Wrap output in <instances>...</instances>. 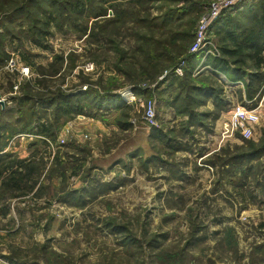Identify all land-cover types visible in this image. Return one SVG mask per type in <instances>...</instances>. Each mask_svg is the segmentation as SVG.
I'll list each match as a JSON object with an SVG mask.
<instances>
[{
	"label": "rangeland",
	"instance_id": "1",
	"mask_svg": "<svg viewBox=\"0 0 264 264\" xmlns=\"http://www.w3.org/2000/svg\"><path fill=\"white\" fill-rule=\"evenodd\" d=\"M11 1L0 0V8L10 12ZM174 1H120L118 22L110 6L97 19L74 15L68 7L74 26L67 21L60 31L52 25L46 47L33 49L28 24L22 18L6 22L0 12V32L7 29L15 40L5 52L9 59L18 54L31 68L28 82L62 57L55 66L59 74L45 89L71 96L84 87L118 94L132 87L135 95L139 89L142 103L155 102L159 126L149 129L142 103H134L106 116L90 112L60 121L54 140L29 132L12 138L0 153L9 157L0 163L43 161V170L31 193L5 189L8 175L0 176V264H264V156L245 173V165L224 166L250 147L237 139L219 147L209 136L216 106L226 110L225 117L235 102L201 98L197 105V97L189 111L201 118L192 122L187 104L175 108L174 95L169 97V73L188 55L209 3ZM182 4L185 14L163 22L165 11ZM155 65L156 79L144 82ZM200 79L227 91L216 78ZM19 82L24 83L17 73L0 71V101L10 110L16 108L10 94ZM257 105L261 120L252 140L263 143L264 92ZM18 117H1L0 126L18 129Z\"/></svg>",
	"mask_w": 264,
	"mask_h": 264
},
{
	"label": "trees",
	"instance_id": "2",
	"mask_svg": "<svg viewBox=\"0 0 264 264\" xmlns=\"http://www.w3.org/2000/svg\"><path fill=\"white\" fill-rule=\"evenodd\" d=\"M66 1L69 2L61 3L59 0H22L23 3L18 6L19 3L17 4L16 1L12 0L10 2L12 9H8L10 12L5 11L7 9H5L4 5L1 6L0 12L7 14L4 16L6 17V22H11L12 19L14 21L22 18L24 20L22 22L28 24L26 34L28 35L27 39L29 44L37 47H46L47 40L51 35L52 25L62 31L67 21L69 25L75 24L72 14L66 12L68 7L69 9H73L74 15L91 13L94 19H97L106 17V9L110 6V9L115 13L112 21L117 18L116 22L120 20L123 13L120 12V1L124 0ZM140 1L141 3L145 2V0ZM149 1L156 2L158 0ZM174 2L180 4L181 0H175ZM15 5L18 7L14 9L13 7ZM43 5L47 8L45 9ZM34 10L36 12L32 13ZM186 11L187 8H184L183 4L178 9L171 8L167 12L165 11L162 17L163 22H170L172 21L170 20L172 17L185 14ZM37 13L39 17L35 15L36 18H32V15ZM10 24L15 25V23ZM0 27H2V23H0ZM5 30V33L0 32V66H4L9 60V56L5 52L6 45H12L15 42L13 40L14 35L8 33L7 29ZM213 30L214 40L217 43L221 56L218 59H210L209 64L216 73L201 78L213 77L219 80L218 74L221 73L231 82H243L246 101L254 102L256 105L261 100L264 92V0H256L255 2L246 4L242 11L220 19ZM193 41L194 39L192 40V44ZM185 54L187 55V52ZM185 54L184 56L182 55V59L187 57ZM179 58L175 64L179 61ZM149 62L153 63V60ZM62 63L63 58L56 57L55 63L47 70L40 68L38 70L39 80L36 79L35 82L23 83L20 94L11 99L15 102L16 108L12 110L6 107L0 109V119L1 117L6 118L9 115L16 114L19 116L17 119L18 122L16 123L20 124L18 129L0 126V153H3L7 147V143L12 138H16L20 133L25 134L29 132L43 140H54L59 132L60 121L72 119L79 115H90V112H94L100 116H106V114L116 113L124 107H127L121 100L119 94L115 91L112 92V90H107L104 93L89 90L71 96L60 89H45V84L49 83L52 77L60 72V70L55 69V66L57 64L61 65ZM197 64L195 56L188 57V66L185 69L184 77L178 79L171 76L168 81L170 82L172 80L173 83H169L167 87V90L171 91L169 97H173L174 95L172 103L175 105V108H178L177 106H180L182 103L187 104L188 107L186 109H188L187 112L192 122L201 118L194 111H189L192 101H195L197 97L198 99L195 101L197 105L203 102L200 101L201 98H216L218 102L226 103V106L228 105V101H225L222 97L224 94L223 90L217 91V89L215 90L209 86H205L204 81L200 78H193L192 74ZM158 67L159 65H155L152 70L150 69L146 74L148 78H144L143 81H154L160 72ZM168 81L166 80V82ZM36 85L39 88L37 90L35 89ZM223 86L224 84H222ZM131 89L133 88L131 87ZM135 92L140 95L139 89ZM150 93V91L144 92L148 96L151 95ZM216 108V111L209 116V118L213 116L214 122L226 112V110L219 108V106H216ZM49 118H52V120L50 121ZM209 118L206 119L208 120ZM241 142L243 146L250 147V151L236 156L228 161V163L222 164L224 166L231 165L234 167L245 165L246 171L243 170L245 173L252 168L251 163L257 162L258 165L261 161L264 156V142L255 143L253 140H241ZM5 155H0V161L2 158L9 157ZM58 161L59 159H57ZM4 164L0 163V176L8 175L9 179L4 183L5 189L25 191V193H31L35 190L41 171L43 170V161H40V164L36 163V160L18 163L13 162L10 165ZM59 164L61 165L60 162ZM76 170L77 168H74V173H76Z\"/></svg>",
	"mask_w": 264,
	"mask_h": 264
},
{
	"label": "built area",
	"instance_id": "3",
	"mask_svg": "<svg viewBox=\"0 0 264 264\" xmlns=\"http://www.w3.org/2000/svg\"><path fill=\"white\" fill-rule=\"evenodd\" d=\"M256 0H209V3L205 6L201 18L198 22L196 34L194 36L193 44L188 52L186 58H183L180 63L172 69L169 74L182 78L185 74V69L188 66V57L197 56L199 58V66L194 70L193 76L197 77L207 70H211L205 63L208 60L218 59L221 56L217 43L214 40V26L216 23L227 17L230 14L242 11L246 4L255 2ZM5 69L17 73L19 79L24 83L28 82L32 78L31 68L22 64L20 56L13 55L6 63ZM93 70V67L87 66L86 70ZM168 73L164 75V79ZM155 87V86H154ZM21 82L13 87V91L10 94V99L20 94ZM87 87H84L81 91L86 92ZM132 89L127 92L121 93L119 96L128 105L134 103H142L141 98H136L133 95ZM130 96L127 98L126 96ZM16 96V97H17ZM4 102V101H3ZM256 106V107H254ZM141 107L144 109L143 120L149 129L159 128L156 120L155 102L149 100L148 103H142ZM261 116L259 114L258 105L254 102H246L245 104H238L232 107L227 113L224 119H221L220 135H219V147L231 140H252L256 128L259 126ZM64 144V141H61Z\"/></svg>",
	"mask_w": 264,
	"mask_h": 264
},
{
	"label": "crops",
	"instance_id": "4",
	"mask_svg": "<svg viewBox=\"0 0 264 264\" xmlns=\"http://www.w3.org/2000/svg\"><path fill=\"white\" fill-rule=\"evenodd\" d=\"M14 46H16V47H14ZM14 46H13L14 48H17L18 47V45H14ZM32 46H34V45H31L30 46V49L35 48V46L34 47H32ZM25 49L29 50L27 46L25 47ZM195 58L197 59V63H198L197 64V67H198L199 64H200L199 58L197 56ZM209 63H210V60H208L205 63V65L208 66V67H210L211 70H207V71H205L204 73H202L201 75H199L197 77H194L193 74H192L193 78L194 79H197V78H201V77L208 76L210 74L216 73L213 70V68L210 66ZM5 66H6V64L4 66H0V71L3 70V69H5ZM218 78H219V81L225 85V89L227 90L223 94L222 97L226 98L227 101L229 100V101H233V103L235 102L236 104L234 103V106L235 105H238V104H245L247 102L246 101V94H245V88H244V83L243 82H240V81H238V82H231L225 75H223L221 73L218 74ZM126 90H128V89H126ZM132 96H134L136 98H139V96L138 95H135L134 92H133V95ZM121 100L123 101V99H121ZM163 104H165V103H163ZM125 105H128V104H125ZM234 106H232V107H234ZM223 115H225V114L223 113ZM223 115H221V117ZM219 119L217 120V122H216V124H215V126L213 128L212 133L209 134V136H211V138L213 140L212 142L214 143L216 141L217 146H219V135H220V127H221V124H220V121L221 120H219ZM222 119H224V117H222ZM207 153H210V152L209 151L205 152V154H207Z\"/></svg>",
	"mask_w": 264,
	"mask_h": 264
},
{
	"label": "water",
	"instance_id": "5",
	"mask_svg": "<svg viewBox=\"0 0 264 264\" xmlns=\"http://www.w3.org/2000/svg\"><path fill=\"white\" fill-rule=\"evenodd\" d=\"M0 106H2L4 108L5 107V102L0 101Z\"/></svg>",
	"mask_w": 264,
	"mask_h": 264
}]
</instances>
